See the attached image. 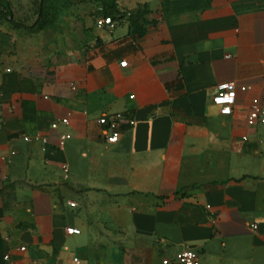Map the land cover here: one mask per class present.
<instances>
[{
	"label": "crops",
	"instance_id": "0c3cea01",
	"mask_svg": "<svg viewBox=\"0 0 264 264\" xmlns=\"http://www.w3.org/2000/svg\"><path fill=\"white\" fill-rule=\"evenodd\" d=\"M41 3L26 4L33 22L0 14V264H164L187 249L264 264V126L247 121L264 97V0H117L131 16L112 32L94 0L26 28ZM226 83L228 116L213 101ZM120 112L136 124L109 144L99 118Z\"/></svg>",
	"mask_w": 264,
	"mask_h": 264
},
{
	"label": "built area",
	"instance_id": "2783aa9c",
	"mask_svg": "<svg viewBox=\"0 0 264 264\" xmlns=\"http://www.w3.org/2000/svg\"><path fill=\"white\" fill-rule=\"evenodd\" d=\"M131 16L130 11L124 12V15L116 16H106L102 15L97 20V25L109 32L114 31L119 24L126 18ZM123 66L127 65V62H122ZM242 91H246L247 87L242 86L240 88ZM237 99V87L235 83H226L219 86L216 95L213 98L214 103L220 108L221 114L228 116L230 115L235 107ZM248 124L251 127L264 126V97L255 98L252 102L251 109L248 115ZM62 123L67 125L69 123L68 119H63ZM99 123L106 127L105 139L109 144H115L119 142L123 127L129 126L133 127L136 124V120L130 118L127 114L120 112L115 114H106L99 118ZM60 122H54L51 127L52 129H58ZM69 137L68 134H63L62 145L65 140ZM26 140H30V137H26ZM246 139V138H245ZM258 224H253V229H258ZM68 233H79L80 230L76 228H68ZM21 251H25L26 247L22 246ZM11 256L9 254L5 255V260L10 261ZM164 264H200V254L193 249H187L179 252L174 256V258H166L163 261Z\"/></svg>",
	"mask_w": 264,
	"mask_h": 264
},
{
	"label": "trees",
	"instance_id": "16d2710c",
	"mask_svg": "<svg viewBox=\"0 0 264 264\" xmlns=\"http://www.w3.org/2000/svg\"><path fill=\"white\" fill-rule=\"evenodd\" d=\"M70 1L65 3V0H42L41 7L39 9V18L33 26H25L30 30L45 29L55 23L59 19L60 6L63 4L65 7L70 6ZM86 1V0H77ZM101 2L103 5V14L106 16L124 15V12L118 8L117 0H94ZM3 3V2H2ZM0 2V14L8 19L12 18V13L6 9ZM62 5V6H63ZM138 27V26H137ZM142 26H139L141 28Z\"/></svg>",
	"mask_w": 264,
	"mask_h": 264
},
{
	"label": "rangeland",
	"instance_id": "374dc122",
	"mask_svg": "<svg viewBox=\"0 0 264 264\" xmlns=\"http://www.w3.org/2000/svg\"><path fill=\"white\" fill-rule=\"evenodd\" d=\"M0 2H3V6L6 7V9H8L12 14H18V16H22L30 22H33L36 18L38 9L37 7L28 8L26 6L28 0H0ZM9 2H11L12 7L9 6ZM34 3L39 4V0H34Z\"/></svg>",
	"mask_w": 264,
	"mask_h": 264
}]
</instances>
